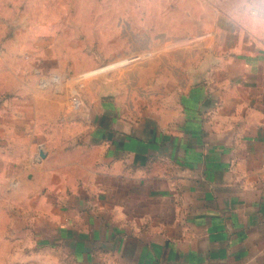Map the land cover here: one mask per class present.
<instances>
[{
	"label": "crops",
	"instance_id": "obj_1",
	"mask_svg": "<svg viewBox=\"0 0 264 264\" xmlns=\"http://www.w3.org/2000/svg\"><path fill=\"white\" fill-rule=\"evenodd\" d=\"M83 1L0 0V264H264V36Z\"/></svg>",
	"mask_w": 264,
	"mask_h": 264
},
{
	"label": "clouds",
	"instance_id": "obj_2",
	"mask_svg": "<svg viewBox=\"0 0 264 264\" xmlns=\"http://www.w3.org/2000/svg\"><path fill=\"white\" fill-rule=\"evenodd\" d=\"M226 21L252 36H264V0H227Z\"/></svg>",
	"mask_w": 264,
	"mask_h": 264
},
{
	"label": "rangeland",
	"instance_id": "obj_3",
	"mask_svg": "<svg viewBox=\"0 0 264 264\" xmlns=\"http://www.w3.org/2000/svg\"><path fill=\"white\" fill-rule=\"evenodd\" d=\"M83 2H86V0H84ZM87 7H80V9H86ZM184 9V12L182 11ZM208 9V8H207ZM198 9L196 8V11ZM186 5L185 7L181 8V7H177L176 8V13H175V19H176V22L174 24H172L176 30V32H179V31H186V27H191L193 28L194 24L193 23H190L188 21V19H186ZM164 25H167V24H162V27ZM161 27V25H160ZM180 33V32H179ZM174 43H176V49L179 48V44L183 43V44H186V39H176L174 41H172ZM182 45V44H181ZM91 56H87L88 59H90ZM104 59H106V63L105 65L103 64V66L101 67V71H108V70H112V71H116V70H119V68L121 66H124V65H127L131 62H137L139 59H142L145 57V55H131V56H112L111 58L108 56H103ZM93 69V68H92ZM91 71V69H89ZM89 70H84L83 72H81L78 76H77V79H74V83H73V88L70 92V96L73 92V90L75 89V87H78L80 83H84V87L81 89V91L85 90L86 89V85H87V81H88V76L89 74H92L93 72H89ZM89 72L88 74H86L85 72ZM94 72L98 71L97 69L93 70ZM110 72V71H108ZM85 73V74H83ZM84 75L86 77H84ZM81 94V93H80Z\"/></svg>",
	"mask_w": 264,
	"mask_h": 264
},
{
	"label": "built area",
	"instance_id": "obj_4",
	"mask_svg": "<svg viewBox=\"0 0 264 264\" xmlns=\"http://www.w3.org/2000/svg\"><path fill=\"white\" fill-rule=\"evenodd\" d=\"M91 75V74H89ZM87 75V76H89ZM84 77H86L84 75ZM84 83H80L78 88H75L70 96V104L73 109H78L83 106L84 102L80 94V90L84 87Z\"/></svg>",
	"mask_w": 264,
	"mask_h": 264
}]
</instances>
